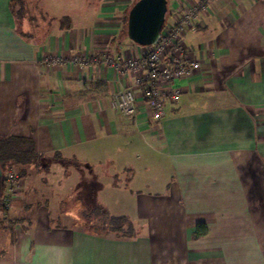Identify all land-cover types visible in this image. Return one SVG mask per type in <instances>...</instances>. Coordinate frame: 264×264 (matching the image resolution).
I'll list each match as a JSON object with an SVG mask.
<instances>
[{"label": "crops", "instance_id": "1", "mask_svg": "<svg viewBox=\"0 0 264 264\" xmlns=\"http://www.w3.org/2000/svg\"><path fill=\"white\" fill-rule=\"evenodd\" d=\"M12 1L0 0V139H29L40 156L5 164L23 171L0 219L12 264H264V0L198 10L179 38L198 66L173 80L180 94L159 121L133 86L142 70L105 62L142 55L123 32L133 0L74 22L44 16L41 0L17 15ZM200 1L169 0L167 21ZM124 87L132 118L109 102ZM36 183L60 185L46 196ZM83 207L126 217L132 235L77 224Z\"/></svg>", "mask_w": 264, "mask_h": 264}, {"label": "built area", "instance_id": "2", "mask_svg": "<svg viewBox=\"0 0 264 264\" xmlns=\"http://www.w3.org/2000/svg\"><path fill=\"white\" fill-rule=\"evenodd\" d=\"M207 1L201 0L195 5L186 6L173 22L166 20L156 41L151 45L142 46L140 57L122 61L105 59V62L115 69L142 70L141 76L135 80L133 86L138 88L150 117L155 121L162 119L165 101L176 102L178 99L180 89L173 86V80L187 75L191 69L198 66L197 62H189L183 56L179 38L185 29H194L193 19ZM46 58L48 60L53 57ZM76 59L82 62L87 58L78 56ZM109 102L112 108L124 116L132 118L137 112L136 94L131 88H113ZM2 180L4 190L0 197L8 205L20 190L22 176L14 166L8 164L2 169Z\"/></svg>", "mask_w": 264, "mask_h": 264}, {"label": "rangeland", "instance_id": "3", "mask_svg": "<svg viewBox=\"0 0 264 264\" xmlns=\"http://www.w3.org/2000/svg\"><path fill=\"white\" fill-rule=\"evenodd\" d=\"M124 0H121L123 2ZM117 0H41L39 3V7L43 9L44 16L47 17H59L64 15H68L69 19L72 20V22L77 21L79 17L85 16L86 18H91L93 9L97 7V5L100 3L102 7H113L116 5ZM131 2V1H130ZM130 4V3H129ZM12 8L15 13H17L20 9V6L17 1L12 3ZM86 10V11H85ZM90 10V11H88ZM128 39V38H126ZM129 40V39H128ZM39 159H37L38 161ZM17 171L20 173H23L22 170H18L20 167L19 165H16ZM73 167H70L68 169H72ZM20 169V168H19ZM75 170H72L69 174V181H73V175L75 174ZM47 176L46 172L43 170L39 173L38 177L45 178ZM63 185L66 184V189L64 190L62 185V191H66L69 188L71 183H62ZM58 185L60 183H36V186H38L37 189L43 191V195H54L55 189H57ZM106 190L104 189L103 193ZM71 204V203H70ZM68 202L65 205H62V207L65 209V215L67 217H75L78 216L77 214H73L74 210L79 207L78 202L72 203L70 205ZM84 211L81 213V219H78L80 225L84 224L83 219L89 221V223L92 225V227L95 228V230L99 232H105L111 229V225H113L114 222H112L102 210L95 208H89V207H83ZM82 209V210H83ZM70 210V211H68ZM99 210V211H98ZM67 212H70L71 214H67ZM76 212V210H75ZM77 212H79V209H77ZM80 214V212H79ZM53 218H57L56 214H52ZM84 216V218H82ZM8 217V216H7ZM3 213H0V219H4ZM59 218V217H58ZM57 218V219H58ZM3 221V220H2ZM23 222V221H22ZM59 223H67V219L60 218L59 220L55 221ZM24 224H27V221L23 222ZM115 224V223H114ZM117 226H122L124 230H126L125 225H119V223L115 224ZM6 233V232H5ZM5 235L9 237V233L7 232ZM0 264H12V257H11V245L4 242L3 240L0 242Z\"/></svg>", "mask_w": 264, "mask_h": 264}, {"label": "water", "instance_id": "4", "mask_svg": "<svg viewBox=\"0 0 264 264\" xmlns=\"http://www.w3.org/2000/svg\"><path fill=\"white\" fill-rule=\"evenodd\" d=\"M167 2L168 0H136L127 13L126 36L140 46L154 43L165 21ZM2 183L0 168V194Z\"/></svg>", "mask_w": 264, "mask_h": 264}, {"label": "trees", "instance_id": "5", "mask_svg": "<svg viewBox=\"0 0 264 264\" xmlns=\"http://www.w3.org/2000/svg\"><path fill=\"white\" fill-rule=\"evenodd\" d=\"M15 1H17L19 6H20L19 11L15 14H17V15L19 14L21 16L23 14L22 12L24 10L21 0H13L10 4L11 10L13 11L12 3ZM135 1L136 0H133L131 5ZM168 4H169V0L167 2V13H166L164 23L167 20V16H168V12H169ZM131 5H130V7H131ZM127 13H128V11H126L125 16H124V21H123L124 22L123 32L125 35H126ZM39 157L40 156L35 153L32 141L29 139L17 138V137L16 138L15 137H9V138H5V139H0V168L1 169H4L5 164L7 162H13L15 164H27V163L36 162L37 159H39ZM3 190H4V184L2 183V191ZM97 209L102 210L104 212L103 209H100L98 207H97ZM6 210H7V205L0 197V213H5ZM109 218L115 224L119 223V225H125L126 226V230H124L122 228V226H117L113 223V225H111L110 231L115 232V233L122 235V236H131L132 235L133 226L126 219V217H124V216H109ZM202 229L204 230V226L199 225L197 227L196 232L199 233L200 231H202Z\"/></svg>", "mask_w": 264, "mask_h": 264}]
</instances>
